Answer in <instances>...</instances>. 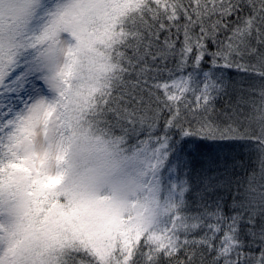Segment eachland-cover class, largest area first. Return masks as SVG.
<instances>
[{
    "label": "snow or ice",
    "instance_id": "6c2138e0",
    "mask_svg": "<svg viewBox=\"0 0 264 264\" xmlns=\"http://www.w3.org/2000/svg\"><path fill=\"white\" fill-rule=\"evenodd\" d=\"M0 264H264V0H0Z\"/></svg>",
    "mask_w": 264,
    "mask_h": 264
},
{
    "label": "clouds",
    "instance_id": "9594fccd",
    "mask_svg": "<svg viewBox=\"0 0 264 264\" xmlns=\"http://www.w3.org/2000/svg\"><path fill=\"white\" fill-rule=\"evenodd\" d=\"M70 159L74 164L70 179L85 188L104 190L105 194L123 196L120 189L137 179L133 168L117 162V158L110 155L103 144L86 142ZM145 195L128 196L127 210H141Z\"/></svg>",
    "mask_w": 264,
    "mask_h": 264
},
{
    "label": "trees",
    "instance_id": "16d2710c",
    "mask_svg": "<svg viewBox=\"0 0 264 264\" xmlns=\"http://www.w3.org/2000/svg\"><path fill=\"white\" fill-rule=\"evenodd\" d=\"M235 99H236V98H235V95H232L231 97L225 96V97L219 98V99L216 101V107H217L218 109L224 108L226 102L231 101V102L234 103V102H235ZM201 147L206 149L207 145H205V144H201ZM239 159H240L242 162H244V161L246 160V158L243 157V156L239 157ZM237 171L239 172L240 170L237 169ZM240 174H243V173L241 172Z\"/></svg>",
    "mask_w": 264,
    "mask_h": 264
}]
</instances>
